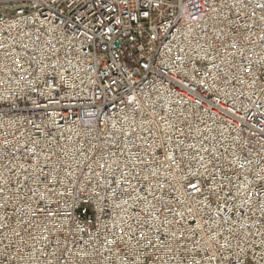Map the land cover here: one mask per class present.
I'll list each match as a JSON object with an SVG mask.
<instances>
[{
  "label": "built area",
  "instance_id": "2783aa9c",
  "mask_svg": "<svg viewBox=\"0 0 264 264\" xmlns=\"http://www.w3.org/2000/svg\"><path fill=\"white\" fill-rule=\"evenodd\" d=\"M0 264H264V0H0Z\"/></svg>",
  "mask_w": 264,
  "mask_h": 264
}]
</instances>
